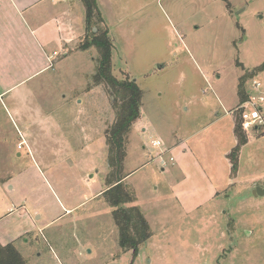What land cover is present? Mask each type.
<instances>
[{"label":"rangeland","instance_id":"374dc122","mask_svg":"<svg viewBox=\"0 0 264 264\" xmlns=\"http://www.w3.org/2000/svg\"><path fill=\"white\" fill-rule=\"evenodd\" d=\"M96 4L102 23L90 30H108L113 76L142 92L123 173L151 237L135 257L118 245L113 209L102 196L105 130L115 115L106 88L93 81L97 50H80L91 38L84 6L71 0L77 37L64 50L70 56L59 55L52 71L21 92L15 112L8 101L0 104V223L10 214L12 227H27L23 210L37 226L11 243L22 264H264V196L252 195L264 186V135L242 128L237 96L242 75L247 97L255 76L264 87V0ZM233 119L247 138L236 172L226 158ZM153 130L186 140L207 172L213 165L215 182L230 177L213 201L193 213L176 205L151 147L159 138ZM201 187L193 181L190 189Z\"/></svg>","mask_w":264,"mask_h":264},{"label":"crops","instance_id":"0c3cea01","mask_svg":"<svg viewBox=\"0 0 264 264\" xmlns=\"http://www.w3.org/2000/svg\"><path fill=\"white\" fill-rule=\"evenodd\" d=\"M70 5L71 0H0V104L8 101L15 112L21 92L29 91L30 83L52 71L56 67L59 55L65 59L70 56L64 50H71V45L77 37L75 25H72ZM25 87L27 88L22 90ZM237 106L238 104L235 108ZM234 110L230 109L227 114L231 115ZM219 117L221 116L218 115L217 118ZM222 119H217L211 124H218ZM234 127V119L232 122L229 120L225 132L227 134L229 132L234 145L227 149L229 152H226V158L236 146ZM153 131L159 136L156 140L161 142V146L157 148V155L161 154L165 162L162 171L170 179L169 188L176 205L185 213H193L205 203L213 201L220 188L227 185L230 177L228 176L224 183L215 182L211 178L214 177L213 165H210L211 168H208L207 172L201 158L192 151L186 140L170 138L156 130ZM170 158L173 160L170 161ZM193 181L199 182L203 186L202 189L191 190ZM69 211L71 210H67ZM25 214L21 210L19 217L25 219L28 224L24 228L12 227L13 220L10 219L14 216L8 217L10 214H7L3 217L4 220L0 223L2 224L0 236L4 231H9L11 238L5 239L4 242L0 241L1 245L14 243L22 235L29 234L31 229L37 228L32 218Z\"/></svg>","mask_w":264,"mask_h":264},{"label":"trees","instance_id":"16d2710c","mask_svg":"<svg viewBox=\"0 0 264 264\" xmlns=\"http://www.w3.org/2000/svg\"><path fill=\"white\" fill-rule=\"evenodd\" d=\"M85 10L86 28L91 25L98 26L102 23L96 0H81ZM98 32L99 28L97 27ZM91 37L86 41L89 45H82L80 50L85 51L95 47L98 52L93 81L96 85H103L111 97L114 111V121L105 130L106 144L108 147V174L105 179L106 190L102 193L107 204L113 209L112 218L118 231V245L124 252H132L137 256L139 248L151 237L149 224L139 208L134 206V194L125 185V179L130 175H124L123 163L125 159V139L133 124L140 117L142 92L130 79L119 80L112 74V50L113 44L109 38L108 30L94 34L89 31ZM88 37V36H87ZM263 66H260L262 68ZM242 75L237 84V96L239 102H245L247 97L244 79ZM236 146L228 154L231 170L236 172L238 157L241 147L247 142V138L239 125L234 127ZM21 257L11 244H0V264H22Z\"/></svg>","mask_w":264,"mask_h":264},{"label":"built area","instance_id":"2783aa9c","mask_svg":"<svg viewBox=\"0 0 264 264\" xmlns=\"http://www.w3.org/2000/svg\"><path fill=\"white\" fill-rule=\"evenodd\" d=\"M247 100L239 107V118L244 130H253L264 135V87L258 76H255L249 84ZM151 146L156 149L161 146L159 140H151ZM162 165H165L162 155L159 154ZM173 159L170 158V161Z\"/></svg>","mask_w":264,"mask_h":264},{"label":"water","instance_id":"95a60500","mask_svg":"<svg viewBox=\"0 0 264 264\" xmlns=\"http://www.w3.org/2000/svg\"><path fill=\"white\" fill-rule=\"evenodd\" d=\"M252 195L254 197H261L264 196V188L256 187L254 188Z\"/></svg>","mask_w":264,"mask_h":264}]
</instances>
